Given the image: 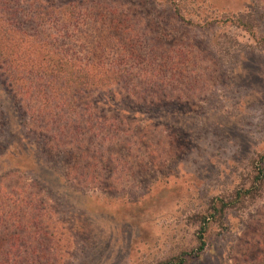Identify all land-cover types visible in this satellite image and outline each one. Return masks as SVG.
Masks as SVG:
<instances>
[{"label": "rangeland", "instance_id": "1", "mask_svg": "<svg viewBox=\"0 0 264 264\" xmlns=\"http://www.w3.org/2000/svg\"><path fill=\"white\" fill-rule=\"evenodd\" d=\"M51 4L75 21L24 20ZM263 8L259 0H0V18L17 32L49 37L80 60L113 65L122 53L126 69L146 60L157 81L68 91L93 124L70 130L69 146L58 137L77 114L59 113L51 89L35 88L34 101L15 94L0 70V193L45 207L43 245L26 264H264ZM249 9L261 19L246 31L233 19ZM39 104L48 127L32 120Z\"/></svg>", "mask_w": 264, "mask_h": 264}, {"label": "trees", "instance_id": "2", "mask_svg": "<svg viewBox=\"0 0 264 264\" xmlns=\"http://www.w3.org/2000/svg\"><path fill=\"white\" fill-rule=\"evenodd\" d=\"M264 7V0H259ZM53 3V1H52ZM82 4V2H79ZM51 6L42 8L37 6L31 10L25 12L24 20L31 22L32 20L38 23L53 20L59 22L60 25L67 27L70 22L75 20L73 17H66L63 19L61 13L62 8H53ZM69 8V5L63 6ZM264 9V8H263ZM55 11L56 16H55ZM255 10H248L244 14L238 15L233 19L235 25L248 31L258 20L260 16H254ZM1 15V12H0ZM8 21L0 18V41L3 40L4 45H0V70L5 75V80L9 82L14 89L15 94L20 93L21 97H29V100L34 101L37 97L30 96L35 91V88H41L42 91L52 90L55 95V99H58L60 103L57 105L59 113H69L71 111L74 114V118L70 121V126L66 131L67 136L60 135V137L68 138L70 143H73L74 137L72 133H80L84 130L81 127V122H84V128L88 131L93 127V124L86 118L87 121H83L84 116L79 112V109L74 105L71 100L73 96L70 94L83 93L88 90L102 89L105 86H116L120 82L126 84L131 81L139 80L145 81L144 84H155V72L152 69H143L144 65L148 66L149 62L142 60L135 63L132 68L126 69L125 56L119 57L118 62L113 65L99 64L94 61H88L86 59H76V57L69 56L65 50H58L55 45L50 44L49 37H38L34 35H25L24 33L17 32L13 27L9 26ZM264 42V38H263ZM28 45L30 50L28 56H22V50ZM99 45V44H97ZM16 50L10 52L11 49ZM3 49V52H1ZM21 49V50H18ZM21 51V52H19ZM56 60V63L50 67L49 62ZM95 71V73H93ZM30 88V84H32ZM16 85L24 86L17 89ZM141 89H139L140 91ZM135 91V88H132ZM136 91L137 88H136ZM137 93V92H136ZM75 96V95H74ZM46 102L49 97L43 95ZM50 99V98H49ZM29 102V101H28ZM30 104V102H29ZM30 106V105H29ZM40 108L33 110V122L41 119L44 127H48L46 117L49 112H46V107L39 104ZM28 107V105H27ZM32 110V107H29ZM88 106H85L83 112H88ZM54 116V114L52 113ZM51 118V116H50ZM72 131V133L70 132ZM69 135V136H68ZM57 142L54 145H63ZM65 146V145H64ZM59 147V146H56ZM45 207L39 202L37 198L33 196L28 197H16V196H4L0 193V228H2V234L0 235V264H26L25 256L34 252V249L41 248L42 238L38 239L40 233L37 229L42 228V217L45 213ZM44 239V238H43ZM201 248L198 247V251ZM183 260L178 258L173 264H182Z\"/></svg>", "mask_w": 264, "mask_h": 264}]
</instances>
